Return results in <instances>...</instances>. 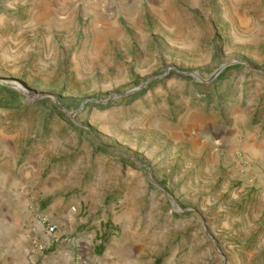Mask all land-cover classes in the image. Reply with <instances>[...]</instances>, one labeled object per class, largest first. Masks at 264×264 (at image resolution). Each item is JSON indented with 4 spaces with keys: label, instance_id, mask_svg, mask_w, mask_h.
I'll return each instance as SVG.
<instances>
[{
    "label": "rangeland",
    "instance_id": "374dc122",
    "mask_svg": "<svg viewBox=\"0 0 264 264\" xmlns=\"http://www.w3.org/2000/svg\"><path fill=\"white\" fill-rule=\"evenodd\" d=\"M53 2L0 0V81L24 88L10 86L17 104L0 89L10 184L25 169L37 191L58 174L61 193L85 182L139 193L117 209L163 237L145 256L156 264L176 252L182 264H264V0ZM227 63L238 66L214 77ZM133 89L144 91L89 105ZM38 94L69 112L89 101L72 119Z\"/></svg>",
    "mask_w": 264,
    "mask_h": 264
},
{
    "label": "crops",
    "instance_id": "0c3cea01",
    "mask_svg": "<svg viewBox=\"0 0 264 264\" xmlns=\"http://www.w3.org/2000/svg\"><path fill=\"white\" fill-rule=\"evenodd\" d=\"M93 1L54 0L53 4L58 11H63L74 6L89 9ZM105 1L110 4L109 0ZM213 134L220 135L217 130ZM5 161L1 162L0 169V241L3 244L0 264H156L159 256L154 253L151 258L145 256L149 247L155 248L163 237L148 228L141 231L139 222L133 224L132 209H117L122 202L139 204V193L132 198L127 193L115 194L113 190L109 193L108 188L87 182L74 192L61 193L58 191L64 187L67 177L58 174L55 181L49 182L50 189L37 191L38 186L28 184L31 174L25 169L19 183L10 184L13 178ZM31 161L36 163L37 159ZM85 178L86 173L81 176ZM109 198L107 205L105 200ZM31 199L56 225L54 232L46 231L32 217V211L26 206ZM19 206H24L26 228L17 227ZM176 256L177 252L166 264H182L175 262Z\"/></svg>",
    "mask_w": 264,
    "mask_h": 264
},
{
    "label": "trees",
    "instance_id": "16d2710c",
    "mask_svg": "<svg viewBox=\"0 0 264 264\" xmlns=\"http://www.w3.org/2000/svg\"><path fill=\"white\" fill-rule=\"evenodd\" d=\"M236 66H238L237 64L236 65H231V66H228V67H226L219 75H218V79H222L223 77H224V75H225V72L227 71V70H229L230 68H234V67H236ZM185 78H188V76H184ZM0 89L3 91V93H6V94H11L12 96H13V99H14V101H13V103L15 104H17V103H20V101H21V97H19L20 95H19V93L16 91V90H14V89H12L9 85H6V84H2V85H0ZM144 90H139V91H134V92H132V93H129L128 95H126V96H123V97H120L121 98V100H126V99H131V98H133V97H136V96H139V94H141L142 92H143ZM0 104H11V102H9V103H0ZM81 104V103H80ZM80 104H78V106H80ZM89 105H92L93 107H104L105 106V104H103V103H96V102H94V103H89ZM56 107V106H55ZM57 114L59 115V116H62V117H64V115H63V111H57ZM71 125L72 126H74L77 130H79V132H83V131H85L81 126H78V125H75V124H73V123H71ZM91 130H92V128H90L89 129V132H91ZM99 149L101 150V151H103V152H106V151H108V149H109V147L108 146H105V145H101L100 147H99Z\"/></svg>",
    "mask_w": 264,
    "mask_h": 264
},
{
    "label": "water",
    "instance_id": "95a60500",
    "mask_svg": "<svg viewBox=\"0 0 264 264\" xmlns=\"http://www.w3.org/2000/svg\"><path fill=\"white\" fill-rule=\"evenodd\" d=\"M227 65H228V63H227V64H223V65H221V66L216 70V72H215V74H214V77L217 76V75L222 71V69L225 68ZM189 74H193V75L197 76L199 79H201V78H200L195 72H191V73H189ZM0 82H1L2 84H6V85H9V86H13V87H16V88H18V89H20V90H24V88H22L21 85H19V84H17V83H14V82H7V81H4V80H1ZM136 90H137V89H133V90H130V91L126 92V93H115L114 95H112L111 97H109V98L106 99V100H94V101H97V102H100V103H106V102H108L109 100H111V99L113 98V96H116V97H123V96L128 95L129 93H132V92L136 91ZM25 91H26V90H25ZM46 96H48V97H52L53 100L55 101L56 105H57L58 107H60L63 111L67 112L68 116H70L72 119L74 118V116H75L78 112H80V111L83 109V107L85 106V104L89 101V100H85V101H83L82 104H81V106H80L78 109H76L75 111L69 112L68 109L58 101L57 97L54 96V95H52V94H38V95H37V98H42V97H46ZM35 99H36V97H33V98H32V100H35Z\"/></svg>",
    "mask_w": 264,
    "mask_h": 264
},
{
    "label": "built area",
    "instance_id": "2783aa9c",
    "mask_svg": "<svg viewBox=\"0 0 264 264\" xmlns=\"http://www.w3.org/2000/svg\"><path fill=\"white\" fill-rule=\"evenodd\" d=\"M33 211L35 212L36 220L42 224V226L48 231L49 233H52L56 230V225L52 223L49 219V217L43 213H41L37 207L31 206ZM74 209V208H73Z\"/></svg>",
    "mask_w": 264,
    "mask_h": 264
}]
</instances>
